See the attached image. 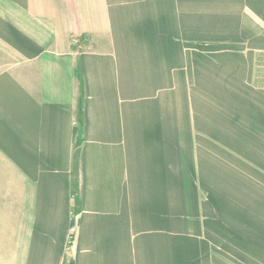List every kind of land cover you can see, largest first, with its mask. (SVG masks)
Returning a JSON list of instances; mask_svg holds the SVG:
<instances>
[{"label":"crops","instance_id":"1","mask_svg":"<svg viewBox=\"0 0 264 264\" xmlns=\"http://www.w3.org/2000/svg\"><path fill=\"white\" fill-rule=\"evenodd\" d=\"M225 39L264 0H0V264H194L180 80Z\"/></svg>","mask_w":264,"mask_h":264},{"label":"rangeland","instance_id":"2","mask_svg":"<svg viewBox=\"0 0 264 264\" xmlns=\"http://www.w3.org/2000/svg\"><path fill=\"white\" fill-rule=\"evenodd\" d=\"M236 41L194 45L180 80L179 241L194 264H264V40Z\"/></svg>","mask_w":264,"mask_h":264},{"label":"built area","instance_id":"3","mask_svg":"<svg viewBox=\"0 0 264 264\" xmlns=\"http://www.w3.org/2000/svg\"><path fill=\"white\" fill-rule=\"evenodd\" d=\"M74 228L72 227L71 229H70V234L73 236V233H74Z\"/></svg>","mask_w":264,"mask_h":264}]
</instances>
